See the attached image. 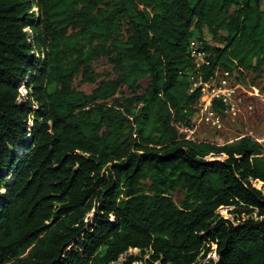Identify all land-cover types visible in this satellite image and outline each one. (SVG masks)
<instances>
[{
	"label": "trees",
	"instance_id": "trees-1",
	"mask_svg": "<svg viewBox=\"0 0 264 264\" xmlns=\"http://www.w3.org/2000/svg\"><path fill=\"white\" fill-rule=\"evenodd\" d=\"M192 39L204 81L262 73L264 0H0V264H113L129 250L145 264H264L262 145L178 132L200 98ZM101 58L116 77L74 90ZM122 88L126 107L108 104Z\"/></svg>",
	"mask_w": 264,
	"mask_h": 264
},
{
	"label": "rangeland",
	"instance_id": "rangeland-1",
	"mask_svg": "<svg viewBox=\"0 0 264 264\" xmlns=\"http://www.w3.org/2000/svg\"><path fill=\"white\" fill-rule=\"evenodd\" d=\"M143 9V6H140ZM32 12L38 15L36 7L32 8ZM202 39L212 47H218L220 44L216 42L206 29L202 30ZM34 56H38L34 52ZM94 81H85L82 74H77L72 81V88L76 91L90 94L98 83L102 81L112 80L116 77L112 65L105 58L98 59L91 64ZM209 86L214 85L220 87L228 93H231L229 105L222 106L218 110L211 107L210 110H204L209 90L205 89L200 92V98L193 107L192 127L190 129L178 128L179 134L199 143H211L216 145H233L240 138L249 136L258 141L263 148L264 153V71L260 74L250 71H234L232 73L223 69H217L209 79ZM222 82H225L222 86ZM147 81H141L142 88H145ZM54 90L55 87L50 88ZM28 89L25 88V82L19 89L20 96H24ZM131 94L125 88L118 91L115 99L108 101L113 104L118 101L122 109L126 107L125 100L130 98ZM27 130L32 129V121L26 122ZM214 157H209L212 160ZM253 186L261 188L262 183L253 182ZM181 196L174 194L173 200L177 202ZM220 216L230 221L236 220V217L229 215L224 211H220ZM94 218V213H90L88 220L90 223ZM212 252L209 253L208 259L217 260L214 254L215 246H212ZM138 257V260L128 262V257ZM147 257H141L137 250H129L127 254L122 255L113 264H145ZM7 264H12L8 262ZM160 264V261L154 263Z\"/></svg>",
	"mask_w": 264,
	"mask_h": 264
},
{
	"label": "built area",
	"instance_id": "built-area-1",
	"mask_svg": "<svg viewBox=\"0 0 264 264\" xmlns=\"http://www.w3.org/2000/svg\"><path fill=\"white\" fill-rule=\"evenodd\" d=\"M188 55L193 62V69L188 77L191 82L189 92L191 93L196 89H199L200 92H204L205 89L209 90V96L205 99L206 105L204 110L206 111L211 109L214 100L221 102L225 106L229 105L231 93L214 85L209 86V80L204 81V73L210 66V62L208 59V53L203 48V42L196 39L190 40ZM224 84L225 82H222V86H224Z\"/></svg>",
	"mask_w": 264,
	"mask_h": 264
},
{
	"label": "water",
	"instance_id": "water-1",
	"mask_svg": "<svg viewBox=\"0 0 264 264\" xmlns=\"http://www.w3.org/2000/svg\"><path fill=\"white\" fill-rule=\"evenodd\" d=\"M211 157H213V155H211ZM263 185V184H262Z\"/></svg>",
	"mask_w": 264,
	"mask_h": 264
}]
</instances>
